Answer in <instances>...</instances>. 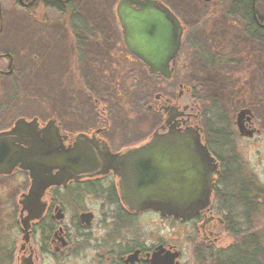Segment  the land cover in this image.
I'll return each mask as SVG.
<instances>
[{
  "label": "flooded vegetation",
  "instance_id": "flooded-vegetation-1",
  "mask_svg": "<svg viewBox=\"0 0 264 264\" xmlns=\"http://www.w3.org/2000/svg\"><path fill=\"white\" fill-rule=\"evenodd\" d=\"M4 1L0 0V33ZM9 1L30 12L37 6L47 8L43 0ZM118 1L113 9L114 26L120 40L116 44L119 51H116L137 58L123 43L115 13ZM156 1L167 7L183 26L180 46L169 64L172 76L180 63L178 58L182 54L187 27L166 2ZM200 1L204 6L218 5L215 0ZM129 6L139 8L133 3ZM254 20L259 34L264 31V21L257 16ZM88 21L87 31L79 28L83 37L76 42L73 40L76 48H81L80 45L85 44L84 36L91 35L94 30V25ZM0 61L4 63L0 65V77L9 76L13 54L7 49L0 50ZM183 87L188 89L182 83L173 85V90L179 89V97ZM160 98L156 96L155 99ZM190 107L188 105L184 111ZM158 108L165 114L162 104ZM241 109L249 110L243 123L254 136L258 132L253 126L256 111L252 106H241L235 110L236 117ZM195 118L198 114L189 112L177 119H184L181 127H199L201 142L206 145L216 167L209 182L207 204L189 218L129 204L134 200L130 199L129 188L122 189L118 173L121 170L116 167L102 169L95 165L90 170L76 172L71 168L50 166L60 153L64 154L67 148L70 151L76 138H81L79 135L105 144L109 154H124L148 141L153 132H164L160 129L164 121L142 140L117 146L99 136L102 128L76 130L69 135L68 127L62 123L63 115H46L43 119L20 115L5 121V126H0L1 137L8 138L6 154L0 159V264H245L242 256L251 253L256 246L242 242L241 236L256 235L257 231L264 230V225L256 226L259 216L264 219V211L259 212L264 205V200L260 201L263 197L258 198L262 195L256 180H249L251 177L242 174L235 146L207 145L199 120L186 125ZM84 149L86 147L80 145L79 153ZM9 165H13L10 172H4Z\"/></svg>",
  "mask_w": 264,
  "mask_h": 264
},
{
  "label": "rangeland",
  "instance_id": "rangeland-1",
  "mask_svg": "<svg viewBox=\"0 0 264 264\" xmlns=\"http://www.w3.org/2000/svg\"><path fill=\"white\" fill-rule=\"evenodd\" d=\"M72 1L75 8L94 25L92 34L85 35L83 38L85 44L80 45L83 51H87V59L79 64L74 60L76 43L73 40L79 41V38L83 36H81V31H78V27L69 24L67 15L42 6H37L30 12L23 6L12 4L9 0L3 2L0 50L7 49L13 54V66L9 76L0 77V126H5V121H12L20 115L28 118L38 116L40 119L45 118L46 115H63L65 119L62 123L68 127L69 135L76 130L90 131L93 128H102L99 136L111 145L117 146L140 141L154 128L163 124L166 112L164 114L159 111L160 115H158L157 111H154L155 108L160 110L158 106L161 104L162 106L175 105L179 109H182L183 105H187L186 108L191 105L190 109L184 112L196 115L199 112L201 100L225 98V89L230 84L234 85L232 87L236 91L238 90V95L236 94L238 100L248 99L251 84L255 88H261L260 92L264 94V31L259 33L257 41L236 36L230 38L227 35L226 40L232 49L231 53L236 55L240 65L229 66L230 73L220 67L209 68L204 65L199 56H196L197 46L205 48L224 46V42L216 45L212 42V38H209L213 28L217 29L221 26L238 29V21L224 13L223 16L214 14L221 12L225 5L204 6L200 0H163L177 13L187 27L181 46L182 54L178 58L182 65L185 63L184 68L180 72L175 70L171 78L162 77L163 80L158 78V93L160 94L157 96L161 98L159 100L150 98L148 107L151 110L147 116H133L132 118V125L140 126V131H121L117 128V116L112 106H102L100 99L94 103L85 95L98 85L95 70H104L103 66L96 67L90 62L94 59L101 63L100 58L108 55L110 51L118 50L116 47V44L120 43L118 29L113 24V9L117 0ZM203 10L207 15L202 14ZM0 65H4L3 61H0ZM187 79L192 81L190 80L189 83ZM176 83L188 86V89L183 87L180 97L177 94L179 89L173 90V85ZM63 84L71 87L69 94L76 95L78 105L62 104L58 107L55 103L57 93H62L61 90L66 92V89H62ZM190 84L198 85V89L203 90L195 91L196 96L194 97L189 87ZM147 92L151 93V91ZM65 96L67 93L63 95L64 100ZM203 96L205 98L201 99L200 97ZM167 100L170 104L166 103ZM238 100L223 102L233 129V137L229 138L224 145L235 146L238 159L241 161L242 174H245L247 178L251 177L249 180H256L259 194L263 197L260 201H263L264 95L260 101L261 115L255 110L253 126L258 132L252 137L238 134L234 122L235 107H249L242 105L245 101L241 104ZM196 120L199 118L191 119L186 125L196 124ZM198 124L201 126L200 123ZM263 211L264 205L259 209L260 213ZM261 224L264 225V219L259 216L256 226H261Z\"/></svg>",
  "mask_w": 264,
  "mask_h": 264
},
{
  "label": "water",
  "instance_id": "water-1",
  "mask_svg": "<svg viewBox=\"0 0 264 264\" xmlns=\"http://www.w3.org/2000/svg\"><path fill=\"white\" fill-rule=\"evenodd\" d=\"M131 3L139 8L130 7ZM115 13L125 47L147 66L149 73L170 78L169 64L175 58L183 32L179 19L167 7L158 5L156 0H119ZM162 107L166 118L160 129L165 131L153 132L148 141L132 150L109 154L105 144L79 135L81 138H76L70 151L68 148L64 150V154L55 157L50 166L71 168L76 172L90 170L95 165L102 169L116 167L121 170L118 173L122 189L129 188L130 199L134 200L129 204L149 206L165 214L173 213V217L189 218L207 204L209 182L216 164L201 142L199 127L180 126L184 119L178 121L177 118L185 114L186 107L179 109L171 104ZM246 114H249L248 109L237 113V130L242 136H252V130L244 127ZM1 136L0 159L8 147V138ZM91 142L95 152L89 144ZM80 145L86 149L79 153ZM11 166L4 172H10ZM125 194H128L127 190Z\"/></svg>",
  "mask_w": 264,
  "mask_h": 264
},
{
  "label": "trees",
  "instance_id": "trees-1",
  "mask_svg": "<svg viewBox=\"0 0 264 264\" xmlns=\"http://www.w3.org/2000/svg\"><path fill=\"white\" fill-rule=\"evenodd\" d=\"M215 1L218 5H225V8H223L221 12H215L214 14H221V16H223L224 13V15L233 17L238 21V29L223 28L221 26L219 28L217 27V29L213 28L209 38H212V42L216 45L224 42V46L221 45L218 48L208 46L205 48L198 45L196 48V56L202 59L205 66L209 68L220 67L226 70L227 73H230L228 70L229 66H239L240 64L238 63L236 55H232L231 53L232 49H230L227 43L228 41L226 40V38L228 39L227 35L230 36V38H235L236 36L248 40L258 39L259 34L256 32L258 27L254 19L257 16L260 21H264V0H254V3L252 0ZM43 5L59 14L67 15L66 18L69 24L71 23L75 27L86 31L89 29V21L75 8L72 0H43ZM202 14L207 15L205 10H203ZM73 31L75 32L74 29ZM189 43L192 44V42ZM254 50H257V48H254ZM75 51L76 56L74 60L77 64L87 59V52H84L82 48H75ZM111 52H113V54H110ZM100 60H102L101 63L99 60H97L98 62L94 61V59L90 62L92 65H96V67L103 66L104 70H95V77L98 79V85L94 87L93 91H88L87 94L85 93L86 98L92 102L100 99L102 106L111 105L117 116L116 122L118 123L117 128L119 130L127 132L140 131V126L134 127L132 125V118L133 116L139 117L141 115H148L151 110L149 109L150 107H148V102L150 98H156V96L160 94L158 93V80L162 79V77L158 74L149 73L146 65L139 59L127 57L115 50L110 51L108 55L103 56ZM184 64L182 65V62H180L176 70L179 72L182 71ZM172 75L174 76L173 73ZM190 80L191 79H187L189 83L192 81ZM232 86L234 85L230 84L225 89V98L219 100H210V98H206L201 100L198 118L203 134L206 136L205 142L207 145H224L229 138L233 137V129L223 107V104H225L223 102L238 100L236 97V94L238 95V90L236 91ZM62 87V89H66V92L61 90L62 93H57V97L54 99L58 107L62 104L72 106L78 105V98L76 95L69 94L71 87L68 84H63ZM189 87L194 97L196 96L194 94L195 91L201 92L203 90L202 88L198 89V85L190 84ZM260 89L259 87L255 88V86L251 84L248 99L243 100L240 98L238 101H240L241 104L245 101L242 105L252 106L254 109L256 108L255 110H257V113L261 115V110L259 108L261 107V97L264 94L260 92ZM147 91H151V93ZM64 93H67L65 100L63 98ZM200 98L203 99L205 96ZM58 107L55 108L58 109ZM238 107L236 106L235 108L237 109ZM154 111H157L156 113L160 115V110L155 108ZM260 197L261 196L258 195L259 199H261ZM241 241L245 243H254L256 246L251 253L242 256L241 260L245 264H264V230L257 231L256 235L254 234L252 236L251 234L242 235Z\"/></svg>",
  "mask_w": 264,
  "mask_h": 264
}]
</instances>
